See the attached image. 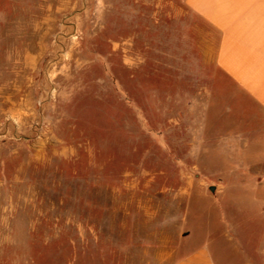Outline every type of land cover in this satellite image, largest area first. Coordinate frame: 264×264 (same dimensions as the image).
I'll list each match as a JSON object with an SVG mask.
<instances>
[{"label": "rangeland", "instance_id": "rangeland-1", "mask_svg": "<svg viewBox=\"0 0 264 264\" xmlns=\"http://www.w3.org/2000/svg\"><path fill=\"white\" fill-rule=\"evenodd\" d=\"M168 2L0 0V264H127L158 232L264 224V137L229 134Z\"/></svg>", "mask_w": 264, "mask_h": 264}, {"label": "crops", "instance_id": "crops-1", "mask_svg": "<svg viewBox=\"0 0 264 264\" xmlns=\"http://www.w3.org/2000/svg\"><path fill=\"white\" fill-rule=\"evenodd\" d=\"M167 5L171 49L187 56L188 69L202 72L203 78L209 75L202 86L210 88L209 103L216 97L219 115L232 116L235 129L229 134L236 139L245 135L253 140L263 138L264 0H169ZM246 121L253 130H245ZM254 184L250 189L262 201L259 211L264 216V183L256 180ZM220 188L226 190L225 185ZM246 228L250 234L244 239L229 237L194 245L184 243L191 237L186 229L173 240L162 239L158 232L143 245L124 242L122 247L128 249L122 253L127 264H228L227 257L238 264H264V239L256 238L257 231L264 232V224L252 222L232 230L237 236L236 232Z\"/></svg>", "mask_w": 264, "mask_h": 264}, {"label": "water", "instance_id": "water-1", "mask_svg": "<svg viewBox=\"0 0 264 264\" xmlns=\"http://www.w3.org/2000/svg\"><path fill=\"white\" fill-rule=\"evenodd\" d=\"M210 189H211V190H214V188H213V187H211Z\"/></svg>", "mask_w": 264, "mask_h": 264}]
</instances>
